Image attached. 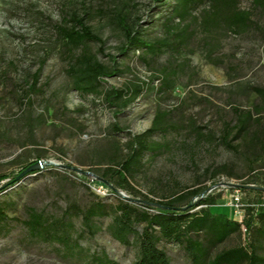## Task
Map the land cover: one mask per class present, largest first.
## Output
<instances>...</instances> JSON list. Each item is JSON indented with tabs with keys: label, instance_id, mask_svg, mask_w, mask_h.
<instances>
[{
	"label": "rangeland",
	"instance_id": "rangeland-1",
	"mask_svg": "<svg viewBox=\"0 0 264 264\" xmlns=\"http://www.w3.org/2000/svg\"><path fill=\"white\" fill-rule=\"evenodd\" d=\"M71 2L0 0V177L17 174L31 163H44L38 171L18 177V184L0 194V202L11 204L0 232V264H85L77 257L65 258L57 244L33 238L26 227L32 212L58 217L71 204L85 207L101 200L116 205L119 197L140 203L144 195L160 200L163 194L197 185L208 189L203 196H220L216 208L240 221V215L230 205L232 197L238 190L244 206L263 198L256 189L264 188V154L253 164L260 153L258 148L247 150L242 140L233 141L234 146H241L237 154L221 145L220 137L225 124L236 123V108L243 112L252 110L264 118V105L255 90L264 89V35L214 34L219 46L210 58L206 39L200 33L176 59L165 53L149 66L139 60L142 51L131 54L130 59L119 57L121 36L107 17L115 2ZM251 2L243 0L241 7L248 9ZM71 6L89 11L87 24L105 40L103 46L92 44L99 59L110 63L109 58L116 56L118 63L131 68L104 79L105 89L124 88L137 80L149 82L161 75L158 69L162 66L188 59L189 67L179 73L175 91L163 101L156 91L144 92L118 116L114 108L99 99L75 91L67 75L64 48L55 33L56 25L64 13L71 11ZM131 8L134 21L151 37L163 36L161 26L167 6L160 7L154 0H134ZM259 20L264 28V14ZM39 70L37 88L42 93L33 97L30 107L27 92ZM160 84V80L153 81L155 87ZM159 107L171 111L181 129L169 135L170 150L147 162L145 170L136 177L135 193H117L92 175L68 173V167L88 172L97 161L94 152L105 147L112 125L123 128L117 138L126 141L128 134H140L150 128ZM256 109L260 111L255 112ZM212 135L215 140L209 139ZM49 163H54V168H47ZM250 167L254 172H250ZM219 170L221 173L211 178ZM9 181H2L0 187ZM74 223L80 229V221L74 219ZM100 223L103 232L94 238L86 235L80 244L91 252L104 251L120 264H132L135 249L121 245L106 232L109 218ZM166 249L173 264H188L176 245L168 244Z\"/></svg>",
	"mask_w": 264,
	"mask_h": 264
},
{
	"label": "trees",
	"instance_id": "trees-1",
	"mask_svg": "<svg viewBox=\"0 0 264 264\" xmlns=\"http://www.w3.org/2000/svg\"><path fill=\"white\" fill-rule=\"evenodd\" d=\"M111 1L115 2V6L107 17L121 36V43L117 47L119 57L130 59L131 54L142 51L139 60L149 66L165 53H169L171 59H176L200 33L206 39L204 42L207 43L210 58L219 46L218 41L213 39L214 34L264 35L259 20L264 14V0H252L248 9L241 7L243 0H154L160 7L169 8L161 26V37H151L134 21L131 12L134 0ZM70 10L56 25L55 33L64 48L67 75L75 91L99 99L114 108L117 116L144 92L156 91L160 101H163L175 91L179 73L189 67L188 59L162 66L158 69L161 75L154 76L149 82L137 80L124 88L105 89L104 79L124 74L131 68L118 63L116 56L109 58L110 63L102 62L98 53L93 51L92 44L103 46L105 40L87 24L89 11H78L74 6ZM99 51L102 53V47ZM40 74L39 70L27 92L30 107L33 97L42 93L41 88H37ZM154 80H160L159 87L153 85ZM255 90L264 105V89ZM259 111L256 109L255 112ZM235 114L236 123L225 124L223 128L221 145L237 154L241 146H234L233 141L242 140L247 150L258 148L260 153L254 159L255 164L260 154H264V118L256 116L252 110L243 112L239 108L235 109ZM180 129L181 125L174 119L173 113L160 107L150 128L140 134H128L126 141L117 138L124 130L114 124L105 147L94 152L97 161L87 173H92L114 192L135 193L133 183L136 177L145 170L147 162L156 160L170 150L168 137L177 134ZM194 130L202 137L197 128ZM209 139L215 140L216 136L212 135ZM31 165L22 167L17 174L0 177V183L10 180L0 187V194L7 193L18 184V177ZM47 168L54 166L47 164ZM219 171L213 172L211 178L217 177L221 173ZM251 171L254 172L252 167ZM68 173L78 175L72 170ZM207 190L194 185L163 194L160 200L144 195L141 204L139 200L120 197L116 205H108L101 200L85 207L71 204L58 217L32 212L26 227L33 238L57 244L65 258L77 257L85 264H120L110 259L106 252H91L80 244L86 235L94 238L103 232L100 220L104 218L110 219L106 232L121 245L135 249L136 257L132 264H173L166 249L168 244L176 245L184 253L188 264H264V188L256 189L263 194L262 199L244 206L241 221L218 210L216 207L220 196H203ZM199 199V203H194ZM10 205L9 202H0V232L8 220L7 209ZM74 219L80 221V229L76 228Z\"/></svg>",
	"mask_w": 264,
	"mask_h": 264
},
{
	"label": "water",
	"instance_id": "water-1",
	"mask_svg": "<svg viewBox=\"0 0 264 264\" xmlns=\"http://www.w3.org/2000/svg\"><path fill=\"white\" fill-rule=\"evenodd\" d=\"M49 164H50V165H55L54 163H49ZM43 166H44V163L41 162V161H39V162H37L35 165H32V166H30L27 170H25V171L20 175V177L23 176V175H26V174H28V173H32V172L38 171V170L41 169ZM68 168H69L70 170H72V171H75V172L79 173V174H88V175H92V176H93L92 173H87L85 170L80 169V168H77V167H68Z\"/></svg>",
	"mask_w": 264,
	"mask_h": 264
},
{
	"label": "built area",
	"instance_id": "built-area-1",
	"mask_svg": "<svg viewBox=\"0 0 264 264\" xmlns=\"http://www.w3.org/2000/svg\"><path fill=\"white\" fill-rule=\"evenodd\" d=\"M232 202H231V207H233L236 211L237 214L240 215L241 217V220H242V216H243V208H244V205L241 204V199H240V195H239V191H235L233 197H232ZM240 220V221H241Z\"/></svg>",
	"mask_w": 264,
	"mask_h": 264
}]
</instances>
